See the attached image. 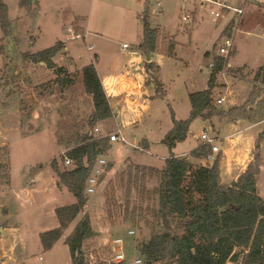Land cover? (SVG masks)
Here are the masks:
<instances>
[{
	"label": "rangeland",
	"instance_id": "1",
	"mask_svg": "<svg viewBox=\"0 0 264 264\" xmlns=\"http://www.w3.org/2000/svg\"><path fill=\"white\" fill-rule=\"evenodd\" d=\"M36 1L39 12L32 17L20 6L21 0H4L11 34L5 36L0 25V264H71L70 252L62 243L51 253H44L40 248L35 233L47 221L42 209L45 190L40 194L35 190L52 186L53 160L58 162L61 171H70L74 163L66 166L64 160L86 136L101 139L112 134L109 130L116 129V122L111 120L106 127L102 126L109 131L107 134L95 132L98 122L90 124L94 114L92 97L86 93L78 71L64 70L58 76L44 64L24 58L27 53L46 50L59 42L68 45L75 39L73 21L77 22L76 26L79 23L84 27V21L89 18L93 30L108 33L120 44L125 42L134 49L138 17L149 7V21L157 31V64L154 63L151 82L157 81L161 87L155 85L150 89L154 98L150 108L144 111L137 132H131V127L122 128L132 143L149 134L155 142L154 157L122 142L112 143L102 158L114 170L104 169L100 185L93 194L86 195V207L64 232L62 241L87 219L92 236L83 241L81 252L88 264H114L119 252L115 245L118 238L125 242L123 253L128 259L141 258L136 248L151 237L148 222L152 223L153 218L148 212L157 206L153 193L158 179L148 177L137 185L131 182L130 188L128 167L143 164L145 160H149L147 166L160 170L165 167L169 149L161 141L156 143L159 139L163 141L173 129V116L180 121L189 119L192 109L189 94L204 91L209 84L212 57L204 55L212 51L211 55L217 56L225 38L220 34L230 23L234 47L225 60L223 72L218 75L214 104L222 112H232L235 116L195 119L187 139L174 152L193 151L203 144L199 138L204 132L217 138L215 145L220 152L213 155L214 159L192 162L195 169L212 167L219 156L220 183L225 188L237 185L248 165L258 158L261 166L257 189L264 200V0H217L243 11L239 15L213 7L221 12V18L211 15L206 0H162L161 8H157V0ZM184 16H190V20L184 21ZM141 22L142 30L144 23ZM173 41L176 43L174 55L169 56L166 51ZM78 42L82 59L76 63L85 67L91 54L83 40ZM113 45L102 41L99 50L106 54L111 47L116 57L121 58L117 44ZM103 63H108L106 55ZM219 99H225L223 104L217 103ZM39 167L43 171L36 176L35 190L31 191L33 204L29 205L24 199L19 200L14 190L27 186ZM55 200L60 206L76 202L66 188L59 190ZM133 215L132 222L136 224L128 222Z\"/></svg>",
	"mask_w": 264,
	"mask_h": 264
},
{
	"label": "trees",
	"instance_id": "2",
	"mask_svg": "<svg viewBox=\"0 0 264 264\" xmlns=\"http://www.w3.org/2000/svg\"><path fill=\"white\" fill-rule=\"evenodd\" d=\"M35 5L38 6L36 0H21L20 3L32 17L39 12V7ZM149 16L150 10L146 6V11L140 16L144 23V40L140 48L147 53H156L157 31L151 27ZM0 25L4 35L9 36L11 23L4 0H0ZM232 27L230 23L222 35L230 36ZM175 46L173 41L166 54L173 56ZM63 50L64 45L59 42L46 50L27 53L24 58L36 64L42 63L61 76L64 69L58 67L54 59ZM205 57H212L214 61L208 88L189 95L192 107L189 119L180 121L173 116L174 127L162 141L170 152L165 167L162 170L140 165L128 167L130 188L131 182L137 185L148 177L158 179V187L153 193L158 200L157 206L148 212L153 218L152 223L148 222L152 229L151 237L136 248L144 264H264V200L257 189L260 160L255 158L248 165L235 187L225 188L220 183L219 156L212 167L200 166L195 169L192 162L212 156L210 145H200L188 157H177L174 153L177 145L187 139L195 119L209 120L215 115H233L232 112H222L214 104L217 78L223 72L226 61L219 56L213 57L211 53ZM153 67L154 63H148V73L152 74ZM157 69L159 72V67ZM82 77L85 91L92 97L94 106L90 124L96 125L97 122L113 118V109L95 65L84 67ZM154 84L161 87L157 81ZM110 147L107 137L98 139L94 135L86 136L68 153L74 163L72 170L61 171L56 160L51 162L52 170L58 177V187L66 188L76 202L56 209L59 227L40 235L45 252L53 249L86 207L88 179L98 160ZM106 167L111 170L113 165ZM133 216L128 222L136 224L132 222L135 220ZM91 236L90 223L84 219L66 238L72 264H88L86 255L80 252V242Z\"/></svg>",
	"mask_w": 264,
	"mask_h": 264
},
{
	"label": "crops",
	"instance_id": "3",
	"mask_svg": "<svg viewBox=\"0 0 264 264\" xmlns=\"http://www.w3.org/2000/svg\"><path fill=\"white\" fill-rule=\"evenodd\" d=\"M37 4H38V1H37ZM259 4H263V3H259ZM139 18L140 16L138 17V27L137 26L135 27L134 35L137 39L136 40L137 42L135 44L134 49H132L131 45H129L127 49H123V45L127 43L124 42L123 44H120L119 40H116V38H113V36L108 35V33L106 34L102 32L101 30H97V29L93 30L92 21H90L89 18L84 21L85 23L84 27L80 26L79 23L76 26L77 22L73 21L72 29L74 32L75 39H72L68 45H65L63 43L64 50L59 55H57V57L54 59V62L57 64V66H61L65 68L64 70H66L69 73H74L75 71H78L80 75H82V69L84 67H81L76 62L82 59V56L80 53L81 51L79 49L80 43L78 41L83 40L84 44L87 47L88 52H90L91 54L90 55L91 60L89 62V65L90 64L95 65L97 72L99 74V77L107 93L110 106L114 112L113 118L102 121V122H98L97 123L98 127L96 128H98L100 132H103L104 134H107L109 131L110 133H114L120 130L121 134L123 135L126 141L124 143L126 146H130L131 148L138 150L139 152H142L151 157H154L153 149L155 148V142L151 139L149 134L147 135L145 134L146 136H142L139 139H135V141L132 143L128 141V139L122 132V128L124 126L131 127V132H137L136 129L139 128L138 124L143 119L142 118L143 113L144 111L150 108V105L152 104L151 100H153L154 98L153 92L150 89L151 88L154 89L155 84L151 82V73H148L147 65L148 63L157 64L155 60V57H156L155 54L157 53H149V52L147 53L141 50L140 46L144 40V33H143V28L141 30L142 22ZM222 33L220 34V36L222 35ZM105 40H107V42L111 43L112 45L117 44L118 54L119 56H121V58L116 57V55L113 53L114 50L111 47L109 51L106 52V54L104 51L99 50L100 44L102 43V41H105ZM89 42H91L92 44H89ZM95 49H96V53H92V50H95ZM211 52L212 51L206 52L204 56H206L207 53H211ZM105 55H106V59L108 62L106 65L103 63ZM148 56H150V60H148ZM231 77H234V76H231ZM111 120H114L116 122V125H115L116 129H111L107 132L104 129V127H106ZM118 121H121V122H118ZM160 141L162 144V140L160 139L158 143L156 144L157 145L160 144ZM113 143H116V142H113ZM110 146L112 147V143H110ZM191 152H186V153H181V154H176L175 152L174 153L177 157H183V156L188 155ZM167 158H165L164 160L166 161ZM130 159L131 158L127 160L130 162ZM145 161L147 163L149 162V160H145ZM131 162L134 163L133 161ZM146 162L143 164H137V163H134V164L140 165V166L149 165ZM114 168L115 167H112V170H114ZM42 171L43 170L41 167L34 171L35 176H33L31 179H34L35 185L31 183V179H30L27 186L14 190L16 192V197L19 200L24 199L25 203L29 205L33 204V199L31 198V191L35 190L34 187L36 186V183H35L36 176H39L42 173ZM57 182H58L57 176L54 173V171H52L51 182H50L52 186L48 187V185H45L44 187L42 188L39 187L38 189L35 190L36 194H40L41 192H43L42 190H45L44 192L45 200H44V205L42 209L45 212V216H47V221H44L43 223H41V226L38 228L37 232L35 233L36 237H38L39 240H40V235L42 233L59 227V222L56 217V209L59 207H63V206H60V204H58L55 200L56 194H59V190H60V188L57 185ZM61 243L68 248V246L65 244V240L63 241L60 240L53 247V249L48 251V253L53 252L57 248V246H59ZM40 248L42 252L47 253L43 250L41 241H40ZM70 259H71V255H70ZM71 264H72V259H71Z\"/></svg>",
	"mask_w": 264,
	"mask_h": 264
},
{
	"label": "built area",
	"instance_id": "4",
	"mask_svg": "<svg viewBox=\"0 0 264 264\" xmlns=\"http://www.w3.org/2000/svg\"><path fill=\"white\" fill-rule=\"evenodd\" d=\"M206 2H208V4H210L211 7V15L216 17V18H221V12L220 11H215L213 9V7H219L224 11L227 12H234L237 13L239 15H241L243 13V11L241 9L235 8V7H231L229 6L227 3H223L217 0H206ZM157 8H161L163 6V2L162 0H157L156 3ZM184 21H189L190 20V16H184L183 17ZM129 47L128 44L123 45V49H127ZM234 47V41L230 36H227L223 39L221 45L219 46L218 50H217V56L224 58L225 60H227V58L230 56L232 49ZM209 67L212 69L214 67V61L211 60ZM224 101V99H219L217 101L218 104H222ZM96 133H100V130L98 128L95 129ZM107 138H109L110 143L113 142H122L125 143V139L123 137V135L121 134L120 130L110 134L109 136H106ZM200 140L202 141L203 144L205 145H210L212 147V151H213V155L219 153V148L215 145L217 138H212L209 136V134L207 132H204L201 137ZM210 156L209 158L213 157ZM214 159V157H213ZM65 164L66 166H70L73 164V160L66 157L65 158ZM107 161L105 160V158H100L98 160L97 165L95 166L90 178L88 179V183H87V188H86V193L87 194H93L95 192V189L100 185V179L103 176L104 172H105V167L107 166ZM31 183H34V180H31ZM130 234H134V232H129ZM115 245L117 247H119V252L115 255L114 258V263L116 264H144V261L142 258H137L135 261L130 260L127 258V256L123 253L124 251V245L125 242L122 238H118L115 240Z\"/></svg>",
	"mask_w": 264,
	"mask_h": 264
},
{
	"label": "water",
	"instance_id": "5",
	"mask_svg": "<svg viewBox=\"0 0 264 264\" xmlns=\"http://www.w3.org/2000/svg\"><path fill=\"white\" fill-rule=\"evenodd\" d=\"M148 60H150V56H148ZM235 185H236V183H234L233 185H232V187H235ZM222 211H225V209H223ZM82 244H83V241H82V239H81V242H80V248L82 247ZM81 252V251H80Z\"/></svg>",
	"mask_w": 264,
	"mask_h": 264
}]
</instances>
